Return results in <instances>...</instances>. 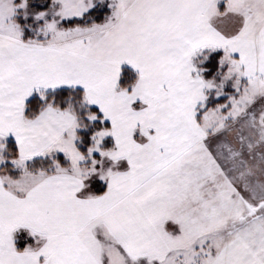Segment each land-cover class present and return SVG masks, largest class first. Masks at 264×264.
Segmentation results:
<instances>
[{
	"label": "snow or ice",
	"instance_id": "obj_1",
	"mask_svg": "<svg viewBox=\"0 0 264 264\" xmlns=\"http://www.w3.org/2000/svg\"><path fill=\"white\" fill-rule=\"evenodd\" d=\"M0 264H264V0H0Z\"/></svg>",
	"mask_w": 264,
	"mask_h": 264
}]
</instances>
